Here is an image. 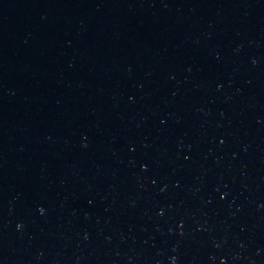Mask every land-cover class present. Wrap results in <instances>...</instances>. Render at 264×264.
<instances>
[{"label":"water","instance_id":"water-1","mask_svg":"<svg viewBox=\"0 0 264 264\" xmlns=\"http://www.w3.org/2000/svg\"><path fill=\"white\" fill-rule=\"evenodd\" d=\"M0 264H264V0H0Z\"/></svg>","mask_w":264,"mask_h":264}]
</instances>
